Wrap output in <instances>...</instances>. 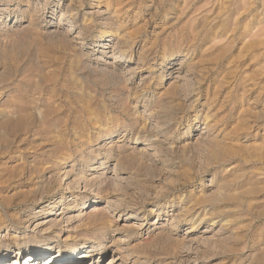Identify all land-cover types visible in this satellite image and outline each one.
Returning <instances> with one entry per match:
<instances>
[{"label": "rangeland", "instance_id": "1", "mask_svg": "<svg viewBox=\"0 0 264 264\" xmlns=\"http://www.w3.org/2000/svg\"><path fill=\"white\" fill-rule=\"evenodd\" d=\"M0 226L52 248L4 264H264V0H0Z\"/></svg>", "mask_w": 264, "mask_h": 264}, {"label": "bare ground", "instance_id": "2", "mask_svg": "<svg viewBox=\"0 0 264 264\" xmlns=\"http://www.w3.org/2000/svg\"><path fill=\"white\" fill-rule=\"evenodd\" d=\"M73 15V14H72ZM117 19V18H116ZM103 166V163H102ZM101 166V167H102ZM97 168V167H96ZM114 178L121 182L123 181V177H121V173L123 172V170L119 167V161L118 163L114 166ZM70 173V172H68ZM67 175V173H66ZM103 180H101L103 185L107 184V179H104V177H102ZM112 180V179H111ZM42 181L38 182L39 184H41ZM88 182L85 183V187H88ZM112 203L111 202H107V204L105 205L104 208H100L99 206H95L90 213H88L87 215V219L88 220H94L95 224H100V226H102L105 230H107L110 226V220L112 219V221H114L113 216L111 215V212L109 210H112ZM46 209L49 208L50 210H43L44 214L46 213V215H48L49 217H51L52 215H57L59 213V215H63L64 214V210L66 209V207H64V200L63 198L60 199L59 201L54 202L52 205L46 206ZM108 209V210H107ZM58 211L57 213H55V211ZM198 210V209H197ZM204 210H199L197 213V217L199 218V216H205L204 218H202V221L207 220V215L204 214ZM84 215V214H83ZM80 217H82L81 215H79ZM85 217V216H84ZM196 219V218H195ZM210 219V218H208ZM212 224V222H211ZM3 227L0 226V230ZM117 230V229H115ZM25 240L23 242H20V240H16L15 242V248L13 251V248L8 247V248H4V246H0V264H4L3 261H6L7 259H11V257L13 258V256L15 255L14 258H17L18 256H21L23 254V252L27 251L26 254H30L29 259L27 261L30 262L31 261V257H39L40 255H42V250L44 249H48L51 250L52 248L49 247H35L33 245H29L31 244L28 241V238H24ZM45 243V242H43ZM88 242L84 241V243L79 244L78 247H68V248H62L59 249L57 252H50L48 253V257L44 260L45 264H54L57 259H63L62 261H66V260H77V259H87V258H92L93 255L98 252V257L102 258L104 256L105 253V245H101L99 247V249L95 250V247H87ZM46 247V248H45ZM87 247V249H86ZM82 248V249H81ZM86 249V250H85ZM85 250V251H84ZM81 251H83L82 253H80ZM12 255V256H11ZM77 256V258L75 257ZM51 257H53V261L51 262ZM37 260V259H36ZM112 264L113 263H118L119 259H117L116 257L111 258L110 261Z\"/></svg>", "mask_w": 264, "mask_h": 264}]
</instances>
